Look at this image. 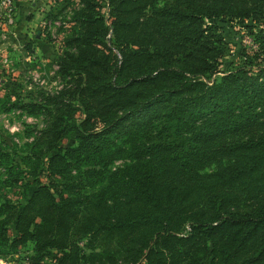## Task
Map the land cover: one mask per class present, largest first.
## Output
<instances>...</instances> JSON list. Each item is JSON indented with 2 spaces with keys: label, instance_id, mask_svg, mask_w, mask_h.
Instances as JSON below:
<instances>
[{
  "label": "trees",
  "instance_id": "16d2710c",
  "mask_svg": "<svg viewBox=\"0 0 264 264\" xmlns=\"http://www.w3.org/2000/svg\"><path fill=\"white\" fill-rule=\"evenodd\" d=\"M84 1L68 38L76 50L59 63L80 76L73 96L85 117L69 124L66 105L49 131L44 180L35 173L17 203L0 193V245L32 243L33 260L56 249L55 264L86 262L79 243L88 237L116 251L132 247L134 264H264V64L205 81L222 73L224 56L220 26L208 20L264 22V0H109L111 27L95 0ZM110 30L119 59L103 41ZM140 112L150 114L156 140L105 175L101 140ZM88 126L96 129L87 134ZM221 158L216 170L196 167ZM90 177L96 191L86 189Z\"/></svg>",
  "mask_w": 264,
  "mask_h": 264
},
{
  "label": "rangeland",
  "instance_id": "374dc122",
  "mask_svg": "<svg viewBox=\"0 0 264 264\" xmlns=\"http://www.w3.org/2000/svg\"><path fill=\"white\" fill-rule=\"evenodd\" d=\"M95 3L101 7L97 10L104 16L106 25L111 27V2L95 0ZM86 7L84 0H0V193L14 203L21 200L23 190L20 186L25 182H35V173L44 180L40 170H46L48 156L53 152L48 149L49 131L59 119V113L71 105L68 115L72 118L65 117L69 124L79 125L85 117L80 97L73 96L80 76L63 73L59 60L68 51L76 50V45L69 43L68 38L79 27L77 16ZM208 22L220 26L224 36V56L222 73L205 81L210 83L215 78L220 79L233 68L246 67L257 72V64H264L260 61V58L264 60V22L230 17L214 18ZM103 41L119 59L121 55L115 47L112 30ZM154 110L158 112L161 109ZM149 116L140 112L105 135L98 151L107 165L102 164L98 170L108 175L130 165L139 149L156 140L146 124ZM95 129L88 126L85 131L89 134ZM79 132L76 128L72 131L73 135ZM245 136L233 135L226 140ZM68 145L73 146L74 141H69ZM224 164L226 162L221 158L199 161L196 167L201 172H210ZM10 173L21 177L14 186H8L5 181ZM90 180L86 189L96 191L99 185L93 178ZM171 180L177 182L179 177ZM256 204L254 201L239 206L253 208ZM9 234H15L12 227ZM90 243L89 237L81 239L79 244L89 258L78 264H134L133 259L139 254L132 247L116 251L119 248L115 245ZM59 255L58 250L52 249L46 256L33 260L36 253L32 243L17 248L9 247L8 243L0 245V264H55ZM208 261L199 264H208ZM140 262L145 264L142 259Z\"/></svg>",
  "mask_w": 264,
  "mask_h": 264
}]
</instances>
